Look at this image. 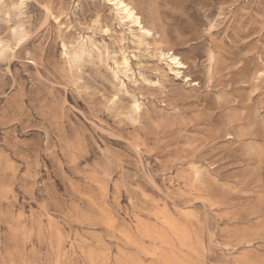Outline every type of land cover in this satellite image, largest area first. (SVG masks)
Masks as SVG:
<instances>
[{
	"label": "rangeland",
	"instance_id": "rangeland-1",
	"mask_svg": "<svg viewBox=\"0 0 264 264\" xmlns=\"http://www.w3.org/2000/svg\"><path fill=\"white\" fill-rule=\"evenodd\" d=\"M125 1L0 0V264H264V0Z\"/></svg>",
	"mask_w": 264,
	"mask_h": 264
},
{
	"label": "bare ground",
	"instance_id": "bare-ground-1",
	"mask_svg": "<svg viewBox=\"0 0 264 264\" xmlns=\"http://www.w3.org/2000/svg\"><path fill=\"white\" fill-rule=\"evenodd\" d=\"M109 2L110 5H112L118 13L123 16V19H126L130 21V23L134 24L137 27H140L144 31H148L144 26L142 22V18L135 12V10L126 3L125 0H106ZM171 63L178 67L179 69L184 68V64L180 61L178 57H173L171 59Z\"/></svg>",
	"mask_w": 264,
	"mask_h": 264
}]
</instances>
